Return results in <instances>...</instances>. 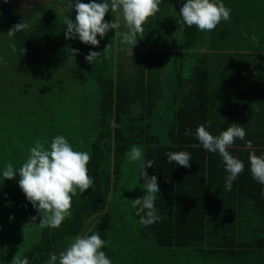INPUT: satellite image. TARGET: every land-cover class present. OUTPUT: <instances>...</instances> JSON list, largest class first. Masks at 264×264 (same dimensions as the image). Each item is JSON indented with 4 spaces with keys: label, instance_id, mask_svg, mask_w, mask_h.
Here are the masks:
<instances>
[{
    "label": "trees",
    "instance_id": "obj_1",
    "mask_svg": "<svg viewBox=\"0 0 264 264\" xmlns=\"http://www.w3.org/2000/svg\"><path fill=\"white\" fill-rule=\"evenodd\" d=\"M168 1V10L159 5L156 15L161 10V16L153 19L151 36H146L153 44L121 46L132 50L121 56L125 49L115 48L113 43L109 50L90 46L75 54L81 72L96 85L98 121L87 124L89 128L98 125L95 135L83 136L79 131L88 116L84 101L77 104L79 110L73 120L69 114L64 120L53 114L54 104L48 105L46 98L37 102L39 93L55 94L49 79L57 86L60 78L45 67L39 71L29 67L28 56L14 60L17 64L12 68L19 72L12 81L14 88L0 78V157L6 154L3 147L10 149L16 155L11 163L19 168L37 140L48 148L51 140L61 135V124L71 132L64 137L73 149L91 155L87 168L92 187L83 193L77 190L71 214L57 228H42L38 240L19 259L48 264L51 254L58 255L75 237L97 232L106 241V248L111 240L116 245L112 264H119L117 258H130V264H264V184L252 178L249 150L245 148L251 141L256 154L264 155V0H222L230 9V21L221 20L212 31L178 23L186 0ZM171 12L173 23L164 22L163 15L168 17ZM0 16L9 29L20 22L14 0H0ZM163 25L173 33L171 44H166L169 38L164 37L165 32L161 36ZM10 38L17 52L43 42L50 51L69 58L71 49L83 48L69 45L52 14ZM90 50L100 52L92 63L85 60ZM0 57L4 60L7 54ZM185 57L192 60L191 74L174 107L168 140L163 142L151 131L150 122L163 96L160 69ZM17 83L36 85L33 102L26 93L29 91L18 88ZM7 105L16 109L14 119L3 117ZM18 123V141L13 143L4 129ZM231 123L246 132L244 140L237 138L228 149L245 167L227 190L224 162L218 153L203 148L196 128L204 125L218 135ZM134 145L141 147L144 160L156 162L146 171L158 178L160 193L155 194V207L161 218L148 226L139 223L140 216L132 206L135 198L144 195L145 183L138 162H131L126 155ZM169 151L190 153L191 167L169 163L165 155ZM125 217L135 218V235L141 234L144 244L126 241L122 230L114 225Z\"/></svg>",
    "mask_w": 264,
    "mask_h": 264
},
{
    "label": "clouds",
    "instance_id": "obj_2",
    "mask_svg": "<svg viewBox=\"0 0 264 264\" xmlns=\"http://www.w3.org/2000/svg\"><path fill=\"white\" fill-rule=\"evenodd\" d=\"M161 0H104L97 2L91 0L90 3L74 0L73 7L76 15L75 19L66 17L64 30L66 39L79 40L85 44L98 46L110 29H115V36L122 37V42L131 45L137 43V35L143 33L142 25L149 17L154 16L159 11ZM109 11L116 13L112 21H106L105 15ZM182 23L188 27L196 26L200 31H212L221 22L230 21V9L222 0H186L180 9ZM121 20L127 27V31H119ZM28 25L21 20L15 23L9 30L8 36L26 29ZM255 39V37H253ZM105 47L104 50L107 49ZM12 51L17 52V46L11 45ZM21 53L26 49L20 50ZM72 58L78 49H71ZM100 52L90 50L85 55V60L92 63ZM3 58L0 57V60ZM245 129L237 123H231L226 130L218 135L211 134L204 125L196 128V137L204 149L218 153L225 165L228 175L225 177L224 187L231 190L233 181L244 170V163L229 152V148L239 138L244 140ZM245 148L249 150L250 172L252 178L264 184V155H257L253 149L252 142L247 141ZM29 155L25 162L14 168L11 162L5 165L3 177L14 179L19 174V187L26 195L33 207L37 210L42 219L40 227L57 228L71 214L72 197L77 194V190L83 193L93 185V178L88 174L87 165L91 160V155L87 151L74 150L72 145L63 135L55 136L48 148L45 144L37 140L28 150ZM131 162H138L140 175L145 178L143 185L144 195L132 201V206L136 209V215L140 216L139 223L148 226L161 217L155 207L156 193H160L158 178L155 175L149 176L146 171L156 162L154 160H144V153L139 146H132L126 154ZM169 163L189 168L191 167V155L187 151H169L166 154ZM144 213V215H141ZM37 219L31 217L32 221ZM106 245V241L97 233L81 234L59 254H51L48 264H112L106 253L101 249ZM15 264H29L28 259H15Z\"/></svg>",
    "mask_w": 264,
    "mask_h": 264
},
{
    "label": "rangeland",
    "instance_id": "obj_3",
    "mask_svg": "<svg viewBox=\"0 0 264 264\" xmlns=\"http://www.w3.org/2000/svg\"><path fill=\"white\" fill-rule=\"evenodd\" d=\"M161 1L162 2L159 4L160 9L168 10L167 3H169V1ZM81 2L90 3L91 0H81ZM97 2H104V0H97ZM14 4L19 20H23L28 25V27L24 29L25 31H29L39 19L44 18L48 14H52L59 22V30L63 34L64 38V30L66 28L64 23L65 18L68 17L74 20L76 15L73 7L74 0H14ZM116 15V13L109 11L105 15V20L112 21ZM172 15L173 12H171L168 17L163 15L164 22L173 23ZM160 16L161 10L159 15L155 14L154 16L148 18V20L142 25L143 33H139L137 35V43L133 47H146L153 44V42L146 38V36H151V31L154 26L153 19L159 20ZM8 30L9 28L6 21L0 16V55L7 54V58L1 60L0 78L3 77L2 79L4 83L7 82L5 85L14 88L15 83L12 81L16 80V75L17 77L19 75L18 68L17 70L12 68L17 64L14 63V60L18 61L20 58L28 56L27 63L29 67L37 69V71H39L40 68L45 67L51 72L52 76L58 75L60 78L57 85L59 87L53 86V84H55L54 80L52 78L49 79V85L51 89L55 91V94L52 95L49 92L39 93L37 95V102L40 97L46 98L49 100L48 105L54 104L55 112L53 114L59 115L63 120L64 117L69 114V120H73L79 110L77 104L80 103V100L84 101L88 110V116H86L85 125L79 131L83 136L95 135L99 129L98 125L95 128H89L87 126V124L90 123V120L95 119L98 121V112L96 107L98 96L93 79L81 72L76 59L72 57L63 58L55 54L47 49L43 42H39L28 50L26 49L23 53H14L11 47L13 43L7 33ZM127 30L126 25L123 20H121V27L119 31L123 33ZM166 30L167 26L163 25L161 36L165 32L164 37L169 38V41L166 44H171L173 33L169 34ZM115 31V29L108 30L107 34L102 39L98 34L97 39L100 40L98 46L85 44L79 40L78 36L74 39L67 40L70 46H82L83 48H78L79 51L88 49L90 46H93L95 50L103 51L109 44L111 46V43L115 45V48L118 47L119 49L123 48L121 46H131L123 43L122 37L115 36ZM131 47L123 48L125 50L122 51L120 56L129 52L131 53ZM106 50H109V48L107 47ZM171 62L169 61L166 65L162 66V69H160L163 96L158 101L154 114L150 118L152 127L151 131L157 134L159 139L163 142L168 140L167 131L173 124L174 107L179 104L180 98L185 92L187 78L191 74L189 64L192 60L185 57L178 61L174 60V62ZM125 66L127 67L126 64ZM25 67L28 66L26 65ZM37 80H40L38 76ZM179 81L181 82L180 84ZM16 86L18 88L21 86L25 87V90L29 91H26V93L30 95L33 102V99L36 96V91L33 86L36 85L26 86L25 83H17ZM15 113L16 109H13L12 106H8V110L3 112V117L6 119H14L16 117ZM19 129L20 123H18L15 127L4 129V134L9 135L10 142L15 143L18 141L17 135ZM68 130L69 128H67L65 124H61L58 128V131L63 136L71 133ZM29 132L35 133V131ZM2 133L3 130L1 131V134ZM2 151H6V154L3 153V158L0 157L1 165H6L7 163L12 162L13 159H16V155L13 156L10 149L3 147ZM4 170L5 166L0 167V264H15V259H19L23 255L24 251L38 240L42 230V227L39 225L42 217L38 215L37 210L33 207L32 203L27 200L26 195L19 187V178L16 176L14 179L4 178ZM132 174L133 173L131 172L130 175ZM116 207L120 209L119 206ZM33 216L37 217L35 221L31 220V217ZM134 219L135 218L132 217H125L123 220L116 221L114 225L122 230L121 233L126 236V241L129 240V242L133 244H144L142 241L143 239L140 238L142 235L139 233L138 235L140 237H136L135 235L137 232L134 231L132 224ZM101 238L104 240L103 237ZM147 240L150 241L151 239ZM108 246L109 248H106L105 245L101 250L106 253L112 262H114L116 261V245L113 244V241L111 240L110 243H108ZM117 259L119 264H128L119 258Z\"/></svg>",
    "mask_w": 264,
    "mask_h": 264
},
{
    "label": "crops",
    "instance_id": "obj_4",
    "mask_svg": "<svg viewBox=\"0 0 264 264\" xmlns=\"http://www.w3.org/2000/svg\"><path fill=\"white\" fill-rule=\"evenodd\" d=\"M130 260H132V259L129 258L128 260L125 259V260H122V261L127 262L128 264H130ZM133 264H134V261H133Z\"/></svg>",
    "mask_w": 264,
    "mask_h": 264
}]
</instances>
